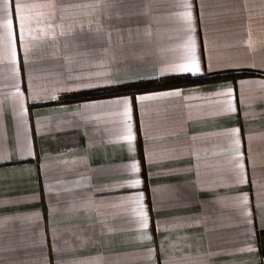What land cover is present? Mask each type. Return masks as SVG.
<instances>
[{
    "label": "crops",
    "instance_id": "1",
    "mask_svg": "<svg viewBox=\"0 0 264 264\" xmlns=\"http://www.w3.org/2000/svg\"><path fill=\"white\" fill-rule=\"evenodd\" d=\"M9 3L0 264H264V76L55 103L170 76L264 72V0ZM193 42L201 71H172ZM124 97L130 119L110 103Z\"/></svg>",
    "mask_w": 264,
    "mask_h": 264
},
{
    "label": "trees",
    "instance_id": "2",
    "mask_svg": "<svg viewBox=\"0 0 264 264\" xmlns=\"http://www.w3.org/2000/svg\"><path fill=\"white\" fill-rule=\"evenodd\" d=\"M234 75L240 76H264V72L253 71V70H241V71H224L220 73H212L200 76L190 75H177L164 77L152 82H145L139 84H131L125 86L113 87L110 90H97L90 92H83L66 96L55 103H68V102H81L85 100H94L99 98L120 96V95H133L141 93H148L153 91L167 90L180 88L185 86H193L206 82L224 80L233 77Z\"/></svg>",
    "mask_w": 264,
    "mask_h": 264
},
{
    "label": "snow or ice",
    "instance_id": "3",
    "mask_svg": "<svg viewBox=\"0 0 264 264\" xmlns=\"http://www.w3.org/2000/svg\"><path fill=\"white\" fill-rule=\"evenodd\" d=\"M0 7H2V9H3L4 13H5L3 26L6 28L8 36L11 39L12 35H13V13H12V10H11V5L9 3V0H4L3 5L0 6ZM187 7L190 8L191 5H187ZM15 15L19 19L20 39H21V42H23L26 17L22 13V6L19 3H17L16 6H15ZM188 15L190 17L191 13H189ZM13 55H15V49L14 48H13ZM171 70L172 71H176V72H191L193 74L199 73L201 71L199 61H198V59L195 56V44H194V42H193V54H192L191 58L189 59V61L186 62V63L177 64V65L173 66ZM229 92H231V89H229ZM179 94L180 93L177 91V92H173V93H164L162 95H179ZM150 98L151 97L143 96V95L136 97V99L138 101H144V100L150 99ZM110 103L117 104V105L123 104L124 108H125V112L129 114V119H130V104H131V101H130L129 97H124L122 99H117V100H114V101H110ZM233 131H238V130L234 129ZM125 139L127 141H129L130 148H132L133 147L132 146V141L134 140V136L132 134L131 125L128 126V134L125 137ZM236 142H237V144L239 143L238 140ZM238 166L241 169H243V167H244L243 164H239ZM133 167L136 169V171H139L138 162H134ZM133 183H134V185H139L141 183V181L139 179H136ZM141 215H142V218H143L142 226L144 228H147L148 227V217H147L146 213H143V212L141 213Z\"/></svg>",
    "mask_w": 264,
    "mask_h": 264
},
{
    "label": "rangeland",
    "instance_id": "4",
    "mask_svg": "<svg viewBox=\"0 0 264 264\" xmlns=\"http://www.w3.org/2000/svg\"><path fill=\"white\" fill-rule=\"evenodd\" d=\"M68 97V96H67ZM66 98V97H65Z\"/></svg>",
    "mask_w": 264,
    "mask_h": 264
}]
</instances>
